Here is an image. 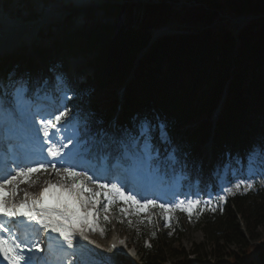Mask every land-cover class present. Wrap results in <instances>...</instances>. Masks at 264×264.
<instances>
[{
  "label": "trees",
  "instance_id": "1",
  "mask_svg": "<svg viewBox=\"0 0 264 264\" xmlns=\"http://www.w3.org/2000/svg\"><path fill=\"white\" fill-rule=\"evenodd\" d=\"M134 7H127V13ZM137 8L144 12L138 27L129 25L118 32L101 27L66 48L73 56L94 55L87 61L94 74H82L73 97V101L84 97L90 103V118L96 124L91 129L109 116L116 90L149 45L151 33L168 28L182 33L156 41L140 59L126 95L127 123H132L136 110L150 114L143 119L151 128L163 125L171 133L180 132L182 147L199 161L200 147L212 131L211 114L225 90L215 129V149L221 153L216 155L238 153V159L246 161L254 148L264 155L260 150L264 147V17L241 29L231 20L264 15V0H150ZM104 100L108 105L100 103ZM190 125L194 127L188 130ZM191 221L203 231L204 240L189 252L183 247L187 228L180 221L165 232L142 227L136 233L142 263L193 264L189 259L193 256L197 264L208 260L211 264H264V242L256 245L257 262L249 244L258 238L259 229L264 230V191L236 197L224 209L207 210ZM145 240L150 247L144 246Z\"/></svg>",
  "mask_w": 264,
  "mask_h": 264
},
{
  "label": "snow or ice",
  "instance_id": "2",
  "mask_svg": "<svg viewBox=\"0 0 264 264\" xmlns=\"http://www.w3.org/2000/svg\"><path fill=\"white\" fill-rule=\"evenodd\" d=\"M14 102L18 107H22L24 96L18 92L14 97ZM66 116L67 111H59L54 116L50 114L49 118L39 120V123L43 126L41 129L44 137L41 146L42 151L44 145H47V156L56 160L60 164L59 168L56 167V163L51 161L47 163L40 161L34 167L18 165L15 173L8 172L7 175L0 176V232L7 233V236L0 235V257L7 264H34L35 254L44 251L39 242L22 240L20 235L8 226V223L13 225L17 222L22 223L25 228H30L36 234L48 232L50 241H55L56 244L54 249L53 244L50 242L48 251L55 256L57 250L63 252L65 244L69 249L74 247L73 242L77 233L82 239H88L85 235L84 225L96 230L95 224L98 218L96 206L101 205V200L97 199L98 197H102L104 201L101 207L105 213L110 210L111 206L122 200L137 209L148 208L149 206L159 207L164 213L180 210L186 212L190 219L194 208L201 203H208L199 199H188L170 204H157L155 200L137 199L136 195H133L130 191L126 193L124 187L119 183H99L92 176H89L87 171H77L76 165L71 163L73 156L71 150L67 153L64 152V149L75 143H80L82 148L88 152L103 150L105 152L104 159L109 163L114 162L119 166L137 169H149L154 159L150 149L152 128L148 121L141 122L139 126V137L144 138L142 149L136 143L138 138L119 141L111 139L110 143H106L104 139L106 133L90 134L87 128L85 129V138L74 142L71 138L59 135L62 129L58 128L57 125H60ZM26 121L31 123L32 118L26 117ZM50 127L55 131L50 133ZM53 137H56V139H53ZM64 139H67V143H63ZM160 139L162 142H167V133L164 131L163 125L160 126ZM112 145H116L114 149L115 156L112 155L111 151H108L112 148ZM260 150L264 153V147ZM253 151H256V149L254 148ZM66 156L68 159L65 158ZM57 158L59 159L57 160ZM49 166L61 178L57 183L48 181L47 187H44L38 196L30 198L29 194L24 192L22 200L17 202L13 199L22 191L19 189L18 184L35 183L32 180L33 175L41 171H48ZM88 183H95L96 188L88 187ZM236 187H239V185H236ZM225 191L230 192L231 189H225ZM119 211L127 214V209L124 207H121ZM136 214H139V212ZM4 218H7V223ZM104 220H108L107 215L104 216ZM165 226H168L167 216H165ZM100 231L103 232V229H100ZM51 234L57 235L52 236ZM25 249H27L29 255H25Z\"/></svg>",
  "mask_w": 264,
  "mask_h": 264
},
{
  "label": "rangeland",
  "instance_id": "3",
  "mask_svg": "<svg viewBox=\"0 0 264 264\" xmlns=\"http://www.w3.org/2000/svg\"><path fill=\"white\" fill-rule=\"evenodd\" d=\"M42 1H44L45 4H42ZM74 1H77L78 2L77 5H79V4H83V3L87 4V3L91 2L92 0H83V1L82 0H0V13L2 12V13L6 14V16H5L6 19H4L2 21H7V20L12 21L10 19H14V17L16 20H18L22 17L24 18V17H28V16H30L32 18L33 17L36 18L38 16H40L41 18H46V17L50 18V17L54 16L53 14H58L60 11H62L61 9L65 10V8L67 6L69 8H71L70 9L71 11H74V12L77 11V8H76L77 5L73 9ZM94 1H100V0H94ZM5 2H7V3H5ZM138 2H139V4H142V2L149 3L148 0H139ZM87 6L89 7V10L93 11L92 10L93 8L92 9L90 8V7H92V5H87ZM54 7L58 8L57 9L58 12L56 10H54L53 12H51V14L47 13L49 9H52ZM84 7H86V6H84ZM127 7H130V6L123 4V5H119L118 7L101 8L102 11H98L96 13V14H98L96 17V20L98 23V24H96V28L93 30H90V28L89 29L86 28V31H83L82 35L84 33L86 34V32H88V31L100 30L101 27L97 28V26H99L101 24V23L99 24V21H105L104 18L102 17L103 13H107V12L115 13L116 10H118V13H119L118 17H117L116 21L109 20L110 24H115V26H117L116 28H119V29L121 27L126 29L128 27L127 26L128 23L130 22L131 26L138 27L139 23H140L139 21L141 19L140 16L142 14L144 15V12L142 10H139V9H136V10L134 9L129 15H126V12L128 11V9H126ZM54 9H56V8H54ZM89 10H87V13ZM109 10H111V11H109ZM83 14H84V12L83 13L81 12L80 14H71L68 17H66L63 22L62 21L57 22L58 23L56 25V27H58L57 30L59 28L63 27V25H65V24L70 25L72 27L75 26L76 28L78 26L77 30L73 29V28L70 29V34H68V38H70V36L72 34H74L76 31L85 30L84 28H79V26L82 23V21H79V20L82 19ZM11 25H13V23H11ZM93 25H95V24H93ZM103 25H105V24H101L100 26H102L103 28L114 26V25L108 26L109 24H107L105 26H103ZM65 28H68V27H65ZM112 28H114V27H112ZM163 29L164 28H161L157 32V34L155 36L156 38L160 37L161 33H163L162 32ZM2 31H3V34L5 36H7L5 34L7 31L6 28H3ZM13 32H15V30ZM13 32H12V34H13ZM51 32H53V31H48V32L42 33L41 38L45 43H41L42 40L37 39L36 41L39 45H37L35 48L30 49L31 48L30 46H29V48L23 47L21 49L14 51V53L17 54V53H21V52H25V51L37 52L40 49L42 51H44L45 49H43L42 47L47 42H49L48 41L49 40L48 35ZM6 40H7V38H4L3 42L0 41L1 42L0 43V45H1L0 49H3L2 47H4L6 45V43H4ZM69 44H70V41L67 43L61 44L60 46H61V48H68ZM55 49H56V46H53V48L51 49V52L54 51ZM3 50H5V49H3ZM10 55L12 56V54H10ZM41 57L42 56H40V58ZM69 61L71 64L69 62L68 63L71 65V68L74 70V72H76L80 66L85 65L86 60L79 57L78 59H69ZM68 63H66V65ZM86 71L88 72V71H90V69L87 68ZM52 76H54V73L51 74V77ZM84 138H85V135H84ZM54 176H55L54 174H50V173L46 174V175H43L42 173L34 174L32 177V180L35 181V183H20V184H18L19 189H21L22 191L13 199L17 202L22 200L24 198V196H23L24 192H27L29 194L30 198L34 195H37L41 189H43L45 186H47L48 181H51L52 183H57V181H59L61 179L59 176H58V178H54ZM91 188H93V187H91ZM220 197L223 198L222 195H220ZM97 199L101 200V205H102L104 202L102 200V198L98 197ZM101 205L96 206V208H98L100 206V209L98 210V218L96 220V225H97L96 230L88 229L89 237L91 239L90 242L93 245L97 244V246L100 248L101 252H105L107 250V247H108V239L110 237L109 235H120L121 239L124 240L126 242V244H128L134 248L133 249L130 247L131 249H129V251H128V254L132 258L130 260L136 261V262H133V264H143L142 259H141V255L138 252V248H139L141 241L138 238L136 233L139 234L140 227H142L144 221L153 220L154 222H156V224L158 225V227L160 229L164 230L166 228L165 223H164L165 216L168 217V220H175V221L180 218V217H178L176 212L164 213L162 209H158V210L149 209V213L145 217H137V215H136L137 212L130 211L128 207L125 208V209H127V214L121 213L119 211V215H117V213H114L111 210H109L107 213H105L102 210ZM89 207H91V205H89ZM105 215L108 216L107 221L104 220ZM142 219H144V220H142ZM129 221H131V223H129ZM186 227H187L188 231L186 232L185 238L183 240V244H184L183 247L187 252H189L191 249L194 248L195 245L200 244L204 240V233L202 230L194 228V226L186 225ZM134 228H136V229H134ZM100 229H103V232H101ZM257 232H258V238L249 242L250 247H251L250 251H252L253 258H254V260H256V262L258 261V259H257L258 255H257V251L255 249L256 245L260 242H264V230L259 229ZM144 246L146 247V244ZM96 254H97V252H96ZM92 259L95 260V258H92ZM189 259L192 261L193 264H196L193 256H190ZM172 260L174 262L175 260L178 261L179 259H172ZM210 261H212V260H208L204 264H211L212 262H210Z\"/></svg>",
  "mask_w": 264,
  "mask_h": 264
},
{
  "label": "bare ground",
  "instance_id": "4",
  "mask_svg": "<svg viewBox=\"0 0 264 264\" xmlns=\"http://www.w3.org/2000/svg\"><path fill=\"white\" fill-rule=\"evenodd\" d=\"M83 1V0H82ZM81 1V2H82ZM84 4V3H83ZM82 9V8H81ZM83 13V12H82ZM116 13V12H115ZM105 14V13H104ZM6 14L5 13H0V31H2L3 30V28H4V25L6 24H3V25H1L2 23H4L5 21H2V20H4V19H6ZM94 16V13H91V10H89L88 11V20L87 21H92V22H95L94 21V19H92V17ZM117 16L118 15H116V16H114V17H110V19L111 20H115V19H117ZM96 17L97 16H95V19H96ZM102 17H103V15H102ZM98 19V18H97ZM69 20V19H68ZM86 21V23H84V24H82V26H80L79 28H84V29H86V28H92L91 27V25H93V24H91L90 22H87ZM63 22V21H62ZM71 22V21H70ZM110 21H109V19H108V17H105V21H99V24L101 23V24H106V23H109ZM69 24V23H68ZM80 24V23H79ZM95 25L96 24H98V23H94ZM15 24H14V22H13V25L12 26H14ZM17 25H15L14 27H16ZM13 27V28H14ZM65 27H68V26H65ZM64 27V25H63V27H61L60 29H58V30H61L62 28H65ZM117 27V26H116ZM16 29V28H15ZM72 29V28H71ZM73 29H76L77 30V28L76 27H73ZM14 30H12V29H8L7 31H6V35H7V33H9V34H12V32H13ZM3 32V31H2ZM37 32H42V29H33V30H31L29 33H28V35H26L27 37H29L30 36V40H36V38L34 37V35L35 34H37ZM77 32H80V31H76L75 33H77ZM74 33V34H75ZM15 34H17V31H15V32H13V34L12 35H15ZM60 34H61V36L62 35H64L62 32H60ZM73 35V34H72ZM71 35V36H72ZM71 36H70V38H71ZM4 38H8L7 36H5L4 34H3V39ZM69 38V39H70ZM1 41V40H0ZM1 43V42H0ZM48 48V47H47ZM24 53H26V52H24ZM12 54V53H11ZM35 61H37V60H35ZM221 110H222V108H221ZM219 149V148H218ZM45 187H47V186H45ZM42 190V189H41ZM40 190V191H41ZM40 191H39V193H40ZM39 193L37 194V195H34V196H32V197H35V196H38L39 195ZM45 233V235H46V238L47 239H49V236H50V234L48 233V232H44ZM52 236H56L57 234H51ZM62 241V240H61ZM111 242V241H110ZM116 243H117V240L115 241ZM85 245H87V249H90V250H92L93 251V247H92V245L91 244H89L88 242L85 244ZM97 245V244H96ZM254 248V247H253ZM258 250H260V249H258ZM246 252V251H245ZM98 254V253H97ZM241 256V255H240ZM244 257V256H243ZM239 258H241V257H239ZM241 260H242V258H241ZM247 260V259H246ZM252 261V260H251ZM225 263V262H224ZM221 264V263H220ZM228 264V263H227Z\"/></svg>",
  "mask_w": 264,
  "mask_h": 264
},
{
  "label": "water",
  "instance_id": "5",
  "mask_svg": "<svg viewBox=\"0 0 264 264\" xmlns=\"http://www.w3.org/2000/svg\"><path fill=\"white\" fill-rule=\"evenodd\" d=\"M263 17L264 15L241 17L237 20H234V24L245 26L249 21L256 20V19L263 18Z\"/></svg>",
  "mask_w": 264,
  "mask_h": 264
}]
</instances>
